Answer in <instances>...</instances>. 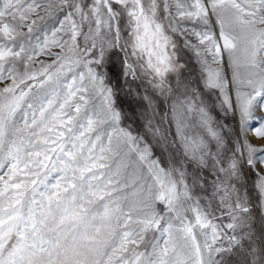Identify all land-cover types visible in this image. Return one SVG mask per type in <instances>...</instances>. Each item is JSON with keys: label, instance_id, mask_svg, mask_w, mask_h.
<instances>
[{"label": "snow or ice", "instance_id": "6c2138e0", "mask_svg": "<svg viewBox=\"0 0 264 264\" xmlns=\"http://www.w3.org/2000/svg\"><path fill=\"white\" fill-rule=\"evenodd\" d=\"M0 264H264V0H0Z\"/></svg>", "mask_w": 264, "mask_h": 264}, {"label": "rangeland", "instance_id": "374dc122", "mask_svg": "<svg viewBox=\"0 0 264 264\" xmlns=\"http://www.w3.org/2000/svg\"><path fill=\"white\" fill-rule=\"evenodd\" d=\"M257 115H260V113H257ZM251 136H252V133L250 132L249 133V137L251 138ZM255 143H261L260 141H254Z\"/></svg>", "mask_w": 264, "mask_h": 264}]
</instances>
